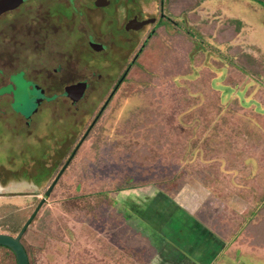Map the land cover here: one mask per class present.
Segmentation results:
<instances>
[{"label": "rangeland", "instance_id": "374dc122", "mask_svg": "<svg viewBox=\"0 0 264 264\" xmlns=\"http://www.w3.org/2000/svg\"><path fill=\"white\" fill-rule=\"evenodd\" d=\"M59 1L34 0L38 2L35 6L26 4L25 9L21 7L0 18V32L10 25L6 27L10 36V66L19 59L25 60V67L20 68L18 64L15 67L12 103L0 108V165L5 167L0 176L13 177L8 186H1L0 210L33 203L36 197L29 194L34 191L17 186L18 180L37 182L40 190L36 194L48 186L63 161L65 140L71 141L82 132L118 75L125 70L122 60L129 49L107 40L108 50L94 53L78 43L82 35L77 30L58 28L61 23L56 25L43 15L46 12L43 4L52 12L59 7ZM31 12L36 13L35 18L29 17ZM176 19L178 31H164L156 36L153 47L142 54L119 88L99 122L97 131H102L95 134L100 136L99 144L95 137L86 140L72 167L66 171L68 188L74 191L80 182L81 190L89 194L83 210L65 212L54 201L48 202V220L53 227L57 226L56 233L63 239L55 251L60 249L61 254L52 253L48 257L54 264H65L66 260L73 264H213L210 256L203 261L189 251L191 241L181 246L161 229L169 220L168 215L174 221L184 216L178 205L206 222L212 233L227 238L232 249L222 254L216 264H264V247L249 245L240 234L230 237L228 226L222 222L226 214L242 212L254 205L257 193L264 190V111L240 108L237 100L231 98L232 109L224 110L220 132L212 137L206 150L198 149L192 154L182 146L174 147L170 136L159 141H168L163 147L154 145L153 160L149 157L141 160L131 156L130 151H122V141H128L125 127L133 129L132 125L157 105L156 96L149 89L142 92V88L148 73L158 71V63L165 58L167 50L178 43V57L174 60L178 71L189 70L191 63L195 68L199 65L200 58L190 59L181 51L191 36L196 43L193 53L201 51L211 67L222 68L215 85L221 88L224 85L228 95L237 92V96L243 97L251 89L250 84L257 83L254 96L264 102V0H196L185 3ZM61 25L71 27L70 23ZM49 28L52 33L45 36ZM180 35L181 40L177 41ZM4 46L0 33V51ZM113 54L119 57L112 58ZM35 64L42 67L51 64V70L61 68L53 83L58 92H62L65 84L87 80L85 97L72 105L53 93L54 106L43 105L35 112L32 94L36 92L29 88L31 85L24 73L34 71ZM205 64L204 61L200 66ZM245 67L258 73H251ZM201 72L204 76L206 69ZM208 72L209 76L213 73ZM222 76L227 80L223 82L229 85L222 82ZM248 78L245 88L232 85L235 80L240 84ZM172 105L171 98L164 99L165 109ZM171 124L178 126L179 120L175 118ZM144 141V136L133 139L137 145ZM127 177H130L128 183L138 185L117 191ZM90 202H93L91 206ZM66 243L70 245L69 255L61 247L67 248Z\"/></svg>", "mask_w": 264, "mask_h": 264}, {"label": "trees", "instance_id": "16d2710c", "mask_svg": "<svg viewBox=\"0 0 264 264\" xmlns=\"http://www.w3.org/2000/svg\"><path fill=\"white\" fill-rule=\"evenodd\" d=\"M180 38L181 35L177 41L181 40ZM193 39L194 37L191 36V38L187 40V44L182 46L181 51L184 54L186 52V55L190 59H194L195 57L200 58L201 61L199 62V65H197V68L192 66L193 63H191V60L189 70H186L185 72L178 71V68H176L177 62L174 60H177V49L179 46L177 45L178 43L175 42V47L173 49L167 50L165 58L163 60L161 59L158 63L157 69L158 71H161V74H159L158 71L148 73L149 77L147 81L144 82L145 86L142 88V92L143 90L146 92V89H149L151 95L156 96L157 105L145 112L143 119L140 122H137L135 125H132L133 129L125 127L124 132L125 135H127L125 137L128 139V141L126 138L125 140L127 142L122 141V151H130L131 156L135 155V157L140 158L141 160H144L145 157H149L150 160H153V158L155 159L156 156V153L153 152L154 145L156 144L163 147V144L168 143V141H159L165 140L170 136L173 138L174 147L180 149V146H182L184 148L183 150H188L190 151L189 154H192L198 149L206 150L207 146L212 140V137L216 136L218 132H220V128L222 127L220 121L224 119V110L229 111L231 108V98L237 100L240 108L246 109L253 107L258 113L264 111V102L262 103L254 96L257 90V83L255 86H253V83L250 84L251 89H247V96L243 97L237 96V92H232L230 95H228L224 91V85L222 88L221 86L215 85L219 79L217 78L219 77L218 72L222 68L220 67L217 69L214 66L211 67L207 58L202 56L201 51L193 53V49L195 50L196 47V43L193 41ZM204 61L206 64L203 67L200 66V64H202ZM203 68L206 69V74H204V76L201 72ZM245 68L251 73H258L257 71L252 70V68ZM207 70H210L213 73L209 76V72L207 73ZM189 74H194L195 78L188 77ZM222 77L223 82L226 80V77ZM127 78L128 75L123 77L121 85L127 80ZM249 79L250 78H248V81L245 83L240 84L237 80H235L232 85L234 87L236 86V88H245V85L248 84ZM118 80L119 77L116 79L115 84L118 82ZM202 81L204 82L202 83ZM224 84L229 85L228 83ZM114 85L112 86L111 90L114 88ZM238 90L239 89H237V91ZM233 94L234 96H232ZM143 95L146 94L143 93ZM148 95L149 94L147 93V96ZM107 96L108 94H106L104 99L98 105V108H96L92 119L87 125H85L83 132L75 141L74 146L78 143V140L84 134V131H86L87 127L90 125L95 116L100 112V109L103 106ZM167 98H171L173 101V105L169 109H165L163 106V101ZM108 107H106L103 112L101 111L102 114L99 118H97L96 123L89 131L85 141L91 137H95L96 133H101L102 130L97 131V128ZM175 118L179 120L180 127L179 125L174 126V124H171V121ZM133 120L138 119L133 118ZM140 136H144L145 138L143 144L140 143L141 146H139V143V145H137L136 142H133L134 138L139 139ZM182 136L184 139H179ZM95 138L99 144L100 136ZM81 148L82 146L70 160L68 168L70 166L72 167L73 163L77 159V156L79 155ZM131 151H133V154ZM66 160L67 158L63 159L61 165L57 169L56 174L48 183V186L41 191L43 194L41 198L36 197L34 198L32 204H25L21 208H2L0 210V233H7L16 236L21 230L23 224L35 210L36 206L40 203L42 198L44 196L46 197V200L21 237V241L27 251L30 264H54L49 260V255L53 253V255L56 254V256H58L62 252L60 249H57V252H55L56 248L60 244L59 242H62L63 239L61 235L56 233L57 226L53 227L52 221L48 220L47 216L50 215L46 211L48 202L52 200L54 201V204H56L60 209L71 213L73 210H83L85 204L88 202L87 197L89 194L81 190L79 186L80 182L74 186V191L73 188H68L69 186H67L65 178L68 174L66 172L68 168L64 170L56 185L53 187L51 192L48 193L50 185ZM126 179L125 182L127 181V183L124 182L119 185L117 187V191H123L127 187L138 185L135 183H128V179H130V177H127ZM256 197L257 200L255 201L254 205L247 207L242 212L233 211L226 214L222 218V222L225 226H228L230 230V237H237V235L240 234L243 235L242 239L245 240L249 245L253 247H264V190H259V194L257 193ZM90 201H92V198ZM93 202H90V206L93 204ZM224 225L223 228H225ZM66 244L68 245L67 248H65L62 244L61 247L64 248L68 253L67 255H69L68 251L70 250V245L69 243ZM0 264H17L15 253L9 247L4 245H0ZM65 264H73V262L66 260ZM79 264H81V262Z\"/></svg>", "mask_w": 264, "mask_h": 264}, {"label": "flooded vegetation", "instance_id": "af4514ba", "mask_svg": "<svg viewBox=\"0 0 264 264\" xmlns=\"http://www.w3.org/2000/svg\"><path fill=\"white\" fill-rule=\"evenodd\" d=\"M193 2H196V0H60L59 7H57L52 12L45 4H43L46 8V12H44L43 15L54 21V24L56 25H58V23H70V28L65 27L61 24L58 25V28H64L67 31L77 30V32L82 35V37L78 39V43L85 45L92 52L102 53L105 50H108V45L106 43L107 40H111L115 44L121 45L125 49H129L127 55L125 56L126 58H124L123 60L120 59L125 62V71L122 75H118V82L116 84L114 82L115 85L112 84V86L114 85V88L110 90V92H108V96L104 101L100 112L92 120L75 146L74 143L78 139L79 135L83 132L85 126L82 127V132L77 134L75 139L71 138V141H69L68 139L65 140L64 143L66 144V148L63 152L62 147H60L59 153L62 152V156L65 153L63 159L67 158L64 164L61 166L60 170L63 168L68 159L73 155V152L75 150V154L77 153L79 148L84 143L89 131L96 123L97 118L100 117L104 109L108 107L110 105V102H112V100L114 99L121 83L116 90L115 87L117 86V84H119L121 78H123L124 76L126 77L138 64L140 58L142 57V54L148 48L153 47L154 39L156 36L159 37V34L164 31H178L179 20L176 19L178 11L184 8L185 3L192 4ZM29 3H32V6H35L38 2H34V0H23V2L19 6L13 9H9L0 14V18L6 13L18 10L21 7L25 9L24 6ZM28 10L32 11L33 9L31 8ZM193 13L196 14L195 12ZM32 16L35 18L36 13L31 12L29 17ZM23 18L24 20L26 19L25 17ZM79 25H82V27H77ZM7 26L10 25L7 24ZM6 27L4 28L5 30L2 29V31L0 32L2 41L5 45L3 50L0 51V108L2 105H10V103H12L14 99V75L16 73V64H18L20 68L25 67V60L23 59L15 61V65L13 64V66H10L9 64L10 61L8 46L10 42V36L8 31L6 30ZM49 29L45 30L48 32L45 34V36L52 33V29ZM93 43L102 44L103 46L100 49H96L92 46ZM114 55H116L115 59L119 57L118 54H113L112 58H114ZM44 66L45 67H42L41 64H35L34 71H30L31 73L26 71L24 72L26 73L27 79L30 82L29 84L31 85L29 88L36 92L35 94H32V102L35 104V112L38 111V108L43 105L54 106L55 102L54 100H52L53 93L64 97L72 105H76L85 97L86 92L79 101L73 102L71 97L67 93V86L80 81H86L89 87V82L87 80H79L76 82L65 84L62 88V92H58L56 91L57 88L53 83L58 74L61 73V68L53 67V69L51 70V64H44ZM33 74L35 75L33 76ZM98 76L101 77L102 75L99 74ZM25 123L30 126L29 121H25ZM53 154L55 157H57L58 152H55ZM4 168L5 167L3 165H0V171H2V173L4 171ZM67 168L68 166L66 167V169ZM27 173L31 174V171H28ZM1 178L4 180L3 182L5 184L1 182ZM10 178L13 177L5 179L0 176V189L8 186L11 182H13V179ZM6 180H8L7 183ZM18 181L19 182L17 186L21 187L23 190L27 189L34 191V194H29V196L31 195L37 198H41V196H39V194L41 193H35V191L40 190V185L37 182L26 180ZM25 195L27 196L28 194Z\"/></svg>", "mask_w": 264, "mask_h": 264}, {"label": "crops", "instance_id": "0c3cea01", "mask_svg": "<svg viewBox=\"0 0 264 264\" xmlns=\"http://www.w3.org/2000/svg\"><path fill=\"white\" fill-rule=\"evenodd\" d=\"M180 211H183V217L180 220H173L168 215V221L164 224L163 230L168 235V237L173 236L177 242L182 246H185L186 243L190 242L188 247L189 251L200 258V260H205V257H211L210 261L213 264L219 260L222 254L229 252L232 248L229 247V243L226 239H223L221 236H217L210 231L209 227L207 228V223L202 219L199 221V218H195L191 213L177 206ZM191 230V231H189ZM212 230H214L212 228ZM169 232V233H168ZM187 239V240H186ZM200 244L203 246L201 247ZM194 259V257H193ZM187 264V263H186Z\"/></svg>", "mask_w": 264, "mask_h": 264}, {"label": "water", "instance_id": "95a60500", "mask_svg": "<svg viewBox=\"0 0 264 264\" xmlns=\"http://www.w3.org/2000/svg\"><path fill=\"white\" fill-rule=\"evenodd\" d=\"M22 2L23 0H0V14H2L3 12L9 9H13L19 6ZM92 46L95 47L96 49H100L103 45L98 44V43H93ZM122 79L123 78H121V80L119 81V84L121 83ZM119 84H117V86L115 87V90L118 88ZM87 87H88V84L86 81H80L77 83H73L67 86V93L71 97L72 101L76 102V101H79L84 96ZM75 152L76 150L73 152V155L68 159V161L65 163L63 168L59 171L57 176L54 178L52 184L50 185L48 189V193L51 192L53 187L56 185L57 181L59 180L64 170L68 166ZM45 200H46V197L44 196L42 200L40 201V203L36 206L35 210L30 215V217L23 224L21 230L16 236H13L7 233H0V245L9 247L15 253L17 264H30L28 254L21 241V237L23 233L25 232L26 228L29 226L32 219L35 217V215L41 208Z\"/></svg>", "mask_w": 264, "mask_h": 264}]
</instances>
